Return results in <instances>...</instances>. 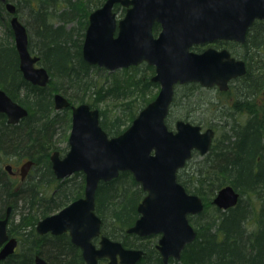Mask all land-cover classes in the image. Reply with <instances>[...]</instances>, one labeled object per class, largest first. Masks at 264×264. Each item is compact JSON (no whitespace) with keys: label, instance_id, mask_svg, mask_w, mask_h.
I'll return each mask as SVG.
<instances>
[{"label":"water","instance_id":"obj_1","mask_svg":"<svg viewBox=\"0 0 264 264\" xmlns=\"http://www.w3.org/2000/svg\"><path fill=\"white\" fill-rule=\"evenodd\" d=\"M116 3L126 7L120 19L114 11ZM7 9L13 14L10 23L23 77L45 86L50 74L46 67L37 66L40 56L30 51L28 29L15 15L13 3H8ZM257 19H264V0H106L95 9L89 16L82 46L85 61L110 71L147 61L156 67L153 80L161 87L116 136H109L101 125L98 108L86 102L73 105L69 150L63 158L59 151L51 158L58 178L85 172V195L41 220L38 231L70 230L87 264H98L103 257L109 264H135L142 258L143 249L127 248L107 236L102 237L99 247L92 242L99 236L102 222L94 211L100 182L130 171L147 194L138 206L140 216L128 232L140 236L162 234L157 248L163 264H171V257L180 260L186 245L197 236L189 215L201 213L205 205L199 195L187 191L177 174L195 148L202 154L208 152L215 132L185 120L177 121L175 130L168 126L175 84L199 82L227 90L231 79L246 74V62L231 56L227 49L209 47L197 52L192 48L220 39L244 42ZM156 24L161 27L157 35ZM54 102L57 109L70 105L60 92L54 95ZM0 111L7 112L11 122L27 114L2 89ZM239 197L232 185H226L218 191L214 203L229 208ZM5 238L6 221L0 220V241ZM16 244L11 239L0 251V259L13 252ZM36 262L48 264L40 256Z\"/></svg>","mask_w":264,"mask_h":264},{"label":"trees","instance_id":"obj_2","mask_svg":"<svg viewBox=\"0 0 264 264\" xmlns=\"http://www.w3.org/2000/svg\"><path fill=\"white\" fill-rule=\"evenodd\" d=\"M13 1L20 20L24 21L25 17L24 23L28 31L30 30L32 35H38L40 64L49 69L52 79L46 87L33 85L24 79L19 68L13 30L8 20L6 37L0 39V86L7 89L15 99H18L17 89L22 88L32 99L31 102L23 99L31 113L21 123L11 125L5 119L0 120V144L4 142L0 151L13 149L16 150L13 154L22 156L30 154L31 148L39 146L37 158L40 159L37 162L43 165L44 172L49 175L47 178L43 173L36 172L31 188L13 191L0 166V203L5 205L11 201H23L32 207L38 206L41 210L42 206L46 207L41 215H35L36 219L31 215L22 217L23 221L19 225L22 252L8 264H35L34 257L38 253L44 255L52 264H85L80 250L73 245L68 235L40 237L35 232L37 219L44 217L50 210L60 208L78 198L84 189L82 173L74 175L75 186L73 179L58 181L52 173L49 155L53 145H58H47V141L42 137L46 132L53 137L54 132L58 133L57 127H64L66 131L71 124L69 110L56 111L54 91L61 90L73 103L87 102L92 107L99 108V100L109 96L113 100H123L134 95L132 87L141 86L143 102L139 103V99L131 98L123 107H119L120 113L112 117H107V112L99 108L101 125L110 136H115L123 132L128 127L127 123L130 125L140 110L151 101L152 98L145 99L146 90L157 88L158 85L152 81V75L142 71L154 70V67L144 62L124 68L134 71H127L124 83L116 79L113 85L109 84L110 87L104 89L105 87L99 86L98 81H94V77L90 75L93 68L98 70L100 67L85 61L79 37L85 34L87 28L84 26L88 23L89 13L102 6L106 0ZM115 10L119 13L124 9L118 4ZM3 16L8 17L9 13L0 2V22ZM72 22H78L82 27H69ZM258 26H261V30H257ZM154 29L158 31L160 26L155 25ZM77 31L79 37H75ZM29 42L33 52L34 42ZM198 48L194 47L199 51ZM243 48L245 52L242 57L247 60L248 71L242 79L244 90L231 106L234 112L233 122L220 142L214 139L210 151L205 156L193 155L178 173V180L188 191L200 195L205 201L204 211L192 217V222L196 224L197 236L184 248L181 264H264V93H261L264 89V21L256 22L250 29L248 41ZM131 75L139 77L137 80H134V77L132 81ZM55 78L63 80L64 83L60 80V83L56 84ZM184 87L193 94L201 85L192 82ZM238 93L240 92L236 94ZM176 94L177 91L174 103L177 101ZM181 99L189 103L192 97L187 92ZM240 105L245 106L247 110L242 111ZM248 112L250 118L246 122H239L237 113ZM187 118L194 119L193 123H203L194 110L188 111ZM222 118L223 116L219 117L220 120ZM222 122L224 123L223 120ZM215 130L218 132V127ZM79 177L83 179L78 181ZM53 181L62 185L56 188L54 196L49 198L46 190ZM226 185H232L239 191L241 198L236 206L223 210L216 207L212 199L217 191ZM143 196L144 191L131 172L124 171L111 181H102L97 189V210L104 221L102 230L127 247L142 246L147 255L137 264H162L156 243L148 247L146 241L127 232V228L134 224L139 216L137 207ZM46 201H50L49 207ZM210 204L214 208L213 214L208 212Z\"/></svg>","mask_w":264,"mask_h":264},{"label":"flooded vegetation","instance_id":"obj_3","mask_svg":"<svg viewBox=\"0 0 264 264\" xmlns=\"http://www.w3.org/2000/svg\"><path fill=\"white\" fill-rule=\"evenodd\" d=\"M258 21H264V19H257L255 22H254V24L256 23V22H258ZM254 24L250 27V29L254 26ZM261 28V26H258V28H257V30H261L260 29ZM250 29L248 30V33H247V37H246V41H244V42H240V41H237V40H226V39H220V40H216V41H214V42H211V43H206V44H203V45H197V47H199L198 48V50L199 51H203V50H205V49H207V48H209V47H212V48H216V49H218V50H222V49H227L230 53H231V56H233V57H235L236 59H243L245 62H246V66H247V71H248V63H247V60L245 59V58H243L242 56H243V53H240L239 52V50H238V48H241V50H243L244 51V48H243V45L245 44V43H247V41H248V37H249V34H250ZM31 50V49H30ZM82 53H83V48H82ZM87 62V61H86ZM146 63H148L147 61H145ZM40 63V60L38 61V64ZM88 63V62H87ZM144 63V62H143ZM90 64V63H89ZM149 64V63H148ZM90 65H93V66H97V67H100L99 65H97V64H90ZM138 64H136V65H132V66H137ZM149 65H151V64H149ZM43 66V65H42ZM131 65L129 66V67H132ZM151 66H153L154 67V70H155V72H154V74L152 75V81H154L155 83H157V85H158V87H157V89L158 90H160V87H161V85H160V83L159 82H157V81H155V80H153V77H154V75L156 74V67L154 66V65H151ZM45 67V66H44ZM129 67H125V68H129ZM47 68V67H46ZM105 68V67H104ZM119 69V68H118ZM47 70H48V72H49V74H50V71H49V69L47 68ZM23 75V74H22ZM255 76H257V75H255ZM243 77H246V74H244V75H241V76H238V77H235V78H233V79H231L230 81H229V87H228V89L227 90H221L220 88H219V86L218 85H214V86H212L211 88H216L217 90H219V91H221V92H227V91H230V89H231V83L232 82H236V88L239 90V92L240 93H238V96H239V94H241V92L244 90V82L242 81V79H243ZM25 79V78H24ZM51 79H52V76H51V74H50V79H49V81H48V83L45 85V86H41V87H46V86H48L49 85V83H50V81H51ZM26 80V79H25ZM28 81V80H27ZM31 83V82H30ZM192 83V82H191ZM197 83V82H196ZM200 84V83H199ZM34 85V84H33ZM178 85H185V83L184 84H181V83H177V84H175V92H174V96H173V100H172V102H171V104H170V108H169V114H168V120H167V123H168V121H169V119H171V117H170V115H171V108H172V106H174V105H177V101H175V103H174V98H175V93H176V87L178 86ZM201 85V84H200ZM38 86H40V85H38ZM0 89H2V90H4L6 93H7V95L12 99V97L10 96V94L8 93V91H7V89H5V88H3L2 86H0ZM159 92V91H158ZM56 93H58L57 91H54V94H53V98H54V95L56 94ZM261 93H264V92H261ZM158 94V93H157ZM66 96V95H65ZM238 96H237V99H239L238 98ZM67 98L70 100V97H68L67 96ZM13 100V99H12ZM14 101V100H13ZM16 102V101H15ZM17 103V102H16ZM19 104V103H18ZM80 104V103H79ZM73 103L71 102V100H70V105L69 106H67V107H65V108H63V110H65V109H67V110H69V111H71L72 112V110H73ZM242 105H240L239 107L240 108H243V107H241ZM92 107V106H91ZM92 108H94V107H92ZM63 110H61V111H63ZM25 118H27V116H23V117H21L20 119H21V121L22 120H24ZM1 119H5L6 120V122L8 123V124H11V125H16V124H18L17 122H13V123H11V121L9 120L10 118H9V115H8V113L7 112H3V111H0V120ZM179 120H181V119H178L177 121H179ZM182 120H184V119H182ZM186 120H188V121H190V120H192V118H188V119H186ZM20 121V120H19ZM177 121L175 122V125H176V123H177ZM192 122V121H191ZM203 128V130H207L208 128H212V129H214V131H215V134H214V136H213V139H212V143H211V146H210V149H211V147H212V145H213V143H214V139L216 138V130H215V128L214 127H212V126H210V127H205V126H203V124H201V123H199ZM120 134V133H119ZM69 139V138H68ZM68 146H69V142H68ZM68 146L65 148L66 150H64V148H61L60 147V149H59V152H60V156H61V158H63L65 155H66V153H67V151L69 150V148H68ZM68 148V149H67ZM210 149L208 150V152L210 151ZM207 152V153H208ZM207 153H205V155L207 154ZM195 154H199V155H201V151L199 150V149H194L193 151H192V156L193 155H195ZM204 155V156H205ZM18 158H19V161L17 162V163H14L13 161H12V159H9V161H5L4 163H2V164H0V166H1V168H2V171L5 173L4 174V176L5 177H8V179H9V183L11 184V189L13 190V191H17L18 189H20V190H28V188H31V185H32V180L34 179V174L36 173V172H41V173H43L47 178H48V176L49 175H47L48 173H45L44 171H45V169H43V165H41V164H39L37 161L36 162H27L26 160H27V155H22V156H19V155H16ZM52 155L51 156H49V161H50V165H51V169H52V173L54 174V176H55V178L58 180V181H62V182H64L65 180H67V179H69V178H71V179H73L74 180V186H75V182H76V180L73 178L74 177V175H76L77 176V174H79V173H82L83 175L82 176H84V189H83V193H82V195H80L78 198H76V199H79V198H81V197H84V195H85V188H86V174H85V172L84 171H76V172H74L73 174H70V175H68V176H66V177H64V178H58V176H57V174H56V172H55V170H54V168H53V161H52ZM128 172H130V171H128ZM132 173V172H131ZM179 173V172H178ZM18 177H19V179H18ZM79 180L78 181H80V180H82L80 177L78 178ZM52 184H54V186H55V189L57 188H59L62 184H60V183H58L57 181H53V183ZM140 186H141V188H142V190L144 191V197H145V195L147 194V192L143 189V187H142V185L141 184H139ZM76 187H77V184H76ZM78 188V187H77ZM221 189V188H220ZM219 189V190H220ZM218 190V191H219ZM218 191H217V193H216V195H215V198H216V196H217V194H218ZM239 192V191H238ZM239 194H240V197H239V200H240V198H241V193L239 192ZM198 195V194H197ZM200 196V195H199ZM143 197V198H144ZM201 197V196H200ZM202 198V197H201ZM76 199H74V200H76ZM203 199V198H202ZM74 200H72V201H69V202H67L66 204H64L63 206H61L60 208H56L55 210H50L51 212H49L48 214H46V215H44V217L43 216H41L39 219H37V222H36V224H35V232L37 233V235L38 236H40V237H44V236H46V237H50V236H59V235H63V234H66V235H68L69 237H70V241L73 243V245H75L79 250H80V254H81V257H82V259H83V261L85 262V264H87V262L85 261V259H84V257H83V251H82V249H81V247L80 246H78V245H76L73 241H72V236H71V234H70V230H67V231H64V232H62V233H53L51 230L50 231H47V232H44V233H41V232H39L38 231V224H39V222L41 221V220H43L45 217H47V216H50V215H53V214H56V213H58L62 208H64V207H66L67 205H69L71 202H73ZM143 200V199H142ZM203 201H204V199H203ZM205 202V201H204ZM46 203L48 204V207H49V205H50V201H46ZM214 205L216 206V207H218L215 203H214ZM220 208V207H219ZM43 209H46V207L45 206H42V210ZM221 209H223V208H221ZM41 210V208L40 207H38V206H33L32 207V205H28V204H25L23 201H19L18 203H15V202H9V203H5V205H3L2 203H0V220H5L6 221V238L4 239V240H1L0 241V251H2V249L6 246V244L11 240V239H14V240H16V242H17V244H16V246H15V248H14V251L13 252H11V253H9L6 257H4V258H2V259H0V264H8V262H10L16 255H18V254H21V237H20V232H19V225L22 223V217L23 216H28V215H31L33 218L35 217V219L37 218L36 216H39V215H41L42 214V211ZM137 210H138V208H137ZM41 211V212H40ZM95 213L102 219V222H101V226H100V234H99V236H97V237H94L93 239H92V242L96 245V246H100V241H101V239H102V237L103 236H107V237H109L108 235H106L104 232H103V230H102V227H103V223H104V221H103V218L101 217V215L98 213V210H97V194H96V199H95ZM40 212V213H39ZM202 213V212H201ZM37 214V215H36ZM198 214H200V213H198ZM198 214H194V215H190V218H191V220H192V217H196ZM36 215V216H35ZM32 218V219H33ZM26 219H28V218H26ZM129 228V227H128ZM128 228H127V232H128ZM129 233V232H128ZM129 234H134V233H129ZM135 235H137V234H135ZM158 235H160V237L162 236V234H158ZM157 235V236H158ZM138 237H140L141 239H142V241H147L148 240V238H152V237H155L156 235H151V236H139V235H137ZM160 237L157 239V241H156V244H155V247H156V249H157V251H159V249L157 248V244H158V241H159V239H160ZM109 238H111V237H109ZM111 239H113V238H111ZM113 240H116V239H113ZM118 241V240H117ZM121 242V241H120ZM122 244H123V242H122ZM125 247H127L125 244H123ZM128 248H131V247H128ZM132 248H139V249H143L144 250V254H143V256H142V258L139 260V261H141L146 255H147V252H146V250L142 247V246H139V247H132ZM159 253H160V251H159ZM38 256H40L41 258H43L48 264H52L48 259H46L45 258V256L44 255H42L41 253H38V254H36L35 255V257H34V262H35V264H37V262H36V258L38 257ZM160 256H161V254H160ZM161 260H162V256H161ZM138 261V262H139ZM178 261V260H177ZM138 262H136L135 264H137ZM162 263H163V261H162ZM170 263L171 264H174L175 263V260H174V258H170ZM98 264H109V259L107 258V257H103V258H99V260H98ZM118 264H121V263H118Z\"/></svg>","mask_w":264,"mask_h":264},{"label":"rangeland","instance_id":"obj_4","mask_svg":"<svg viewBox=\"0 0 264 264\" xmlns=\"http://www.w3.org/2000/svg\"><path fill=\"white\" fill-rule=\"evenodd\" d=\"M125 7L124 10L119 11L118 13V19L122 18L125 14ZM22 15V13H21ZM9 19L6 18L5 16L2 17V24H0V39L6 37V24L7 21ZM25 21V17L23 19ZM74 23H69V27L73 26ZM86 32V31H85ZM29 35H30V40L31 42L33 41L34 45H33V53L37 54L39 53V47H40V39L38 37L37 34L32 35L31 31L29 30ZM75 37H79V33L78 31L75 32ZM84 38H85V34L84 35H80L79 39L82 42H84ZM11 39V38H10ZM240 53H243L245 51L241 50V48H238ZM127 71H134L132 69L129 70H125L124 68H119L117 70L114 71H110L109 69H106L104 67H100V69H96L93 68L90 72V75L94 77V81H98V85L99 86H104V89L109 88V84L113 85L116 82V79H119L122 83L125 82V78L127 76ZM139 72V71H138ZM143 73L146 72L148 75H153L155 70H145L142 71ZM135 77V76H134ZM131 75V80L134 78ZM139 77V76H138ZM137 76L134 78V80H137L138 78ZM61 79H57L55 78L54 81L56 84L60 83ZM57 81V82H56ZM133 81V80H132ZM131 81V82H132ZM61 82L64 83L63 80H61ZM188 84V83H187ZM190 85V84H189ZM236 85V82H232L231 83V89L228 92H221L218 91L216 88H211V87H204L201 86L200 89H195L193 94L188 90L187 87H184L185 85H178L176 87V91H177V105L172 106L171 108V119H169L168 124L170 126L171 129H175V122L178 119H188V111L194 110V113L197 117H200V119L203 121V126L205 127H210V126H215L214 128L216 129V127H218V132H216V139L217 142H220L221 140V136L223 134H225L229 128V125L233 122V116H234V112L232 110V105L235 102V100H237V96L238 94H236L237 92H239L238 90H236V88H234V86ZM61 86H65V84H61ZM107 86V87H106ZM141 87V86H140ZM138 85H136V87H132L131 89L133 90V96H129L128 98H124L123 100L118 99V100H113L111 98V96H109V98L107 97L104 100H99L98 101V107L100 109H103L105 112H107V117H112L115 116L116 114L120 113L119 111V107H123L124 103L131 99L134 98L136 100L139 99V103L143 102L142 100V93H141V89ZM158 89L157 88H147L146 90V98L145 99H154L155 96L158 93ZM62 93L63 95L64 92H62L61 90L57 91ZM71 93H73V91H70ZM190 93L191 94V102L187 103L182 101V96H184L185 94ZM220 92V93H219ZM261 92H264V89L261 90ZM261 94V93H260ZM137 96V97H136ZM258 98H260L258 96ZM151 99V100H152ZM72 102V101H71ZM73 103V102H72ZM136 103V102H135ZM74 105H78L79 101H74L73 103ZM189 107V110H188ZM247 110L245 109V106H243L242 111ZM56 111H60L57 110ZM242 113V112H241ZM241 113H237V119L239 120V122H246L249 118H250V114L248 112V114H241ZM70 117H72V112H69ZM220 116H223L222 120L224 121V123L222 122V120L219 119ZM190 121H194V119L190 120ZM72 122V121H71ZM199 121H195V123H198ZM129 126V123H127ZM71 124L70 126L67 128V130L65 131L62 128L59 129L58 131V135H61L59 141H58V145L61 148H66L68 146V138L70 136L71 133ZM220 144V143H219ZM69 148V146H68ZM67 148V149H68ZM10 159H12V161L14 163H17L19 161V158L12 154V156L10 157ZM200 159V158H199ZM19 179V177H18ZM54 184H52L47 190V197L52 198L54 196V190L55 188L53 187ZM53 187V188H52ZM52 189V190H51ZM244 200H246V195L243 196ZM210 209H208V212L210 214L214 213V208L213 205L210 204ZM138 218V217H137ZM207 219V217H206ZM195 224V223H193ZM133 225V224H132ZM196 227V224H195ZM160 237V235H156L155 237L152 238H148V240L146 241V246L148 247H152V243H156L157 239ZM181 261H177L174 264H181Z\"/></svg>","mask_w":264,"mask_h":264},{"label":"bare ground","instance_id":"obj_5","mask_svg":"<svg viewBox=\"0 0 264 264\" xmlns=\"http://www.w3.org/2000/svg\"><path fill=\"white\" fill-rule=\"evenodd\" d=\"M1 3H3L4 5H5V8L7 9V4L8 3H13L14 5H15V7H16V10H17V6H16V4L14 3V1L13 0H6L5 2H2V1H0ZM7 11H8V9H7ZM17 12V11H16ZM93 11H91L90 13H89V15H88V23L84 26L85 27V29L88 27V24H89V16H90V14L92 13ZM8 13H9V16L7 17L6 16V18H8L9 19V24H10V26H11V23H10V20H11V18H12V16H13V14L12 13H10V11H8ZM15 15H17V13H15ZM18 16V15H17ZM19 17V16H18ZM2 20V19H1ZM21 22L26 26V28H28L27 27V25L24 23V21H22L21 20ZM0 24H2V21L0 22ZM74 25H76L77 27L76 28H78V27H82V25H80L78 22H74ZM6 26H7V24H6ZM80 30H82V29H80ZM13 40H14V44H15V48H16V42H15V36H14V32H13ZM16 50H17V48H16ZM17 53H18V51H17ZM19 55V54H18ZM40 56V55H39ZM19 68H20V59H19ZM22 73V72H21ZM19 92V93H18ZM17 93H18V95H17V98L18 99H15V98H13L11 95V97H12V99L14 100V101H16L17 103H19V106L22 108V109H26L27 110V114L25 115V116H28L30 113H31V110H30V108L29 107H27L26 105H25V103H24V101H23V99H26V100H29L30 102H31V96L28 94V93H25V90L24 89H22V88H18L17 89ZM67 97V96H66ZM22 121H21V119H20V121H18L17 123L19 124V123H21ZM11 123H13V122H11ZM63 129H64V127H63ZM56 131H59V129H58V127L56 128ZM61 135H58V134H56V132H54V135H53V137H52V135H48L47 134V132L44 134V136L42 137L43 138V140H45V141H47L46 142V144L47 145H50L51 143H53V144H57L58 143V141H59V139L61 138L60 137ZM224 137V134L221 136V139ZM52 144V145H53ZM3 145H4V142L2 141V143L0 144V146L1 147H3ZM58 145V144H57ZM59 149H60V147H59V145H58V147H54V145H53V147H52V149H51V152H50V155L49 156H51L54 152H56V151H59ZM20 150H22V149H20ZM31 153L30 154H27V153H24V154H27V162H36V161H39V159L40 158H37V157H39V156H37V154L39 153V146L38 147H35V148H31ZM16 150H13V149H5V151H0V164L2 163V162H5V161H9V159H10V157L12 156V154H13V152H15ZM14 155H17V154H14ZM48 175V174H47ZM214 199H215V196L213 197V199H212V203L214 204ZM239 203V200H238V202L234 205V206H236L237 204ZM234 206H231V207H234ZM231 207H229V208H231ZM229 208H223V210H227V209H229ZM163 264V263H162Z\"/></svg>","mask_w":264,"mask_h":264}]
</instances>
